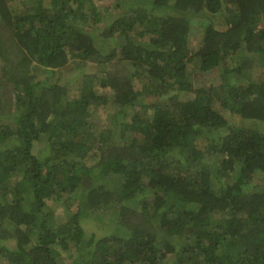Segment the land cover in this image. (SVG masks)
Instances as JSON below:
<instances>
[{"label":"trees","instance_id":"1","mask_svg":"<svg viewBox=\"0 0 264 264\" xmlns=\"http://www.w3.org/2000/svg\"><path fill=\"white\" fill-rule=\"evenodd\" d=\"M119 2L124 15L93 36L104 24L96 0H0V114L13 112L16 123L0 127V257L6 264H161L174 254L172 264H264V182L249 189L264 174V131H224L213 107L264 121V0ZM164 6L168 12L152 16ZM206 7L226 28L202 26L190 53L189 17ZM136 21L142 30L125 31L116 59L115 45L106 52L96 45L95 37L112 39ZM147 35L151 48L135 44ZM70 59L94 61L102 73L83 75L78 97L35 80L32 69L51 75ZM194 59L200 72L217 70L220 82L196 86L188 75ZM255 66L262 72L251 78L246 70ZM143 75L152 96L134 87ZM96 79L109 93L98 92ZM167 89L193 95L184 100ZM108 105L117 106L114 118L95 135L91 117ZM42 141L47 152L34 154ZM209 154L222 156L216 168L198 167ZM221 178L228 180L215 188ZM58 205L69 210L62 221ZM103 209L114 211L108 236L87 225Z\"/></svg>","mask_w":264,"mask_h":264},{"label":"rangeland","instance_id":"2","mask_svg":"<svg viewBox=\"0 0 264 264\" xmlns=\"http://www.w3.org/2000/svg\"><path fill=\"white\" fill-rule=\"evenodd\" d=\"M121 1V0H120ZM96 3L98 6H100V11H102L104 18H103V23L99 25L98 27L94 28L93 30L89 31L92 32L91 34L93 36H97L98 33L100 32L101 29L98 28H102L103 26L107 25L112 19H116L118 16H122L124 15V8H118V6L116 5L117 3H120L119 0H96ZM116 5V6H115ZM140 5V4H137ZM109 6H113L114 10L112 9H107V7ZM218 6V5H217ZM143 7V6H140ZM146 7V6H145ZM219 11L221 8L224 7L223 6H218ZM126 10V8H125ZM222 10V9H221ZM168 12V8L166 9V7L164 6L163 8L157 9L155 8L154 11H152V16L156 17L158 15H162L164 13ZM127 13H130L129 11ZM211 13V11H209V9L206 7L205 9H203L201 11V13L196 14L195 16H190L189 17V25H190V32H189V36H188V41H187V48L188 50L191 52H194L199 45L202 42V26L206 25L208 22H212V24L214 25L215 28H217L218 30H222L226 28V25L224 24L225 21L224 20H220V18L218 17H213L212 15L208 14ZM209 16H211V19H209ZM214 20V21H213ZM125 21V19H123V22ZM141 21V20H140ZM142 23L143 22H138L136 21L135 23L133 22L132 26L129 25L128 27L123 28V33H121L120 35H116L114 38L112 39H98L97 37H95V42L96 45H98V47H100V49H102L104 52L107 51V49L109 48V50L111 49L110 47H113L115 45V49L117 54L115 55L116 57L114 59H116L117 57H119L118 55H120V53L122 52V43L125 41L124 33L125 31L127 32H131L134 35H136L138 33V31L142 30ZM262 25H264V17L263 20L261 22ZM128 23L124 22V26H127ZM95 33V34H94ZM131 34V35H133ZM133 35V37H134ZM132 37V38H133ZM137 38V40H134L135 44H149L148 47H150V44L153 42V37L150 36H144L142 39L138 40V37L135 36ZM134 39V38H133ZM237 57V56H236ZM252 58L257 59L258 55L256 56L255 54L252 55ZM122 60H125L123 58H121ZM122 60H120L118 63L123 64ZM116 60H114L115 62ZM125 62V66L126 68L129 67V62L126 60ZM97 63H95L94 61H83V60H78V59H70L67 66L63 67V68H58L55 69L53 74L49 75L44 71H41V69H32L31 71L33 72L34 75H36L35 80H44L46 81V83L48 84H58L61 86H64L67 88L68 93L67 96L69 98H76L78 97L81 89V83H82V78L83 75L85 74H91L93 73V76L99 77L102 75V73H100V71H98L97 68ZM197 64L198 62L196 61V59L192 60L189 64H188V75H189V79L191 81H193V83L198 86L201 85L202 82H205L204 80L208 81V82H213V83H219L220 82V76L217 70L213 69L210 70L209 72H200L197 69ZM124 65V64H123ZM257 65H260L259 62H257ZM119 67V66H118ZM259 67V66H258ZM121 70H124L123 67H120ZM260 68V67H259ZM256 68L253 67L252 69L249 67L247 68L246 72L249 74V77H255V76H260L261 68ZM241 77V76H240ZM98 79H96V82H94L95 87H97L98 92H106L109 93L108 90L102 89L98 86ZM234 79V76H232L231 80ZM134 87L136 90H138L142 96H148V95H153L152 93L147 94V89L149 87L150 84H152V82H150L148 80V77L146 75L143 76H139V77H135L134 78ZM153 84H155L157 86V83L154 82ZM173 93H177L179 98L181 99H188V97H191L193 95V93L191 92H183V91H179L176 89H167L165 91V93L167 92H172ZM11 97H13V93L11 94ZM3 103L5 104V98H3ZM213 107L215 109V111H217L216 113L221 117V119L223 120L224 125L222 127H220V129H224V131H226V129L228 127H245V128H250L252 127L253 129H257L258 131H264V121L262 120H253V119H243L240 116H238L235 113L230 112L229 109H225L220 107L217 103L213 104ZM117 106L115 105H108L104 108H99L91 117L92 119V132L95 135H98L100 132H104L105 127H107L108 125H110V120H112L114 118L113 114L116 111ZM110 123V124H109ZM6 125V126H10V127H15L16 123H15V114L13 112H10L9 114L5 115V113H3L2 115L0 114V127ZM105 135L107 133H104ZM206 139L202 138L201 136L198 137L196 139V145L198 146V148L202 149L203 145L205 144ZM92 145H94L92 143ZM48 144L44 141H42L41 143L35 144V146L33 147V153H46L47 152V147ZM94 151V150H93ZM92 150H90L89 153L93 152ZM95 152V151H94ZM221 155H215V154H209V155H205V157L203 158V160L197 164V166L199 167H203L204 169H209V170H213L216 168L217 164L219 163V160L221 159ZM97 159V154L96 156H91V157H87L85 159V163L87 165L95 163ZM195 166V165H194ZM235 173V172H234ZM234 173L231 175L234 176ZM262 175L264 174H259L256 179H254L253 183H251V185L249 186V189H258V186H261L262 183L264 182V178L262 177ZM228 180V179H227ZM225 178H221V179H217L215 180V188H219L220 187V183L221 181L224 183L227 181ZM74 199L69 203V206L67 208L70 207V204L74 203ZM75 204H72L71 207L72 209H74ZM67 208L61 207V205L57 206V212L55 213L56 218L59 217V219L57 221H62L66 218L67 216V212L69 210H67ZM114 215V211L112 209H103V210H98L96 211L94 214H92V216H90L89 220H88V226L91 229V231L95 232L98 236H108L110 234L113 233V217ZM158 226H160V230L163 233L164 231V227H162L160 224H157ZM60 257H62L64 259L65 253L63 251H60ZM174 260V254H168L161 262V264H172ZM0 264H6V262L0 257Z\"/></svg>","mask_w":264,"mask_h":264}]
</instances>
